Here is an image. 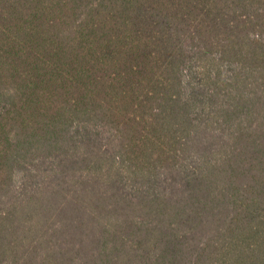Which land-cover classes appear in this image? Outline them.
I'll return each mask as SVG.
<instances>
[{
  "label": "trees",
  "instance_id": "1",
  "mask_svg": "<svg viewBox=\"0 0 264 264\" xmlns=\"http://www.w3.org/2000/svg\"><path fill=\"white\" fill-rule=\"evenodd\" d=\"M0 264H264V0H0Z\"/></svg>",
  "mask_w": 264,
  "mask_h": 264
}]
</instances>
